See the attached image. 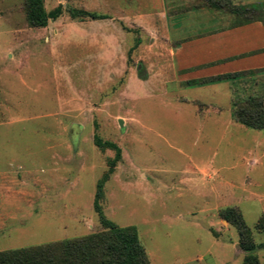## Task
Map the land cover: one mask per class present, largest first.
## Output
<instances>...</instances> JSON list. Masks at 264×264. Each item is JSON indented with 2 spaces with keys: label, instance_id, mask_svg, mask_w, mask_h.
Masks as SVG:
<instances>
[{
  "label": "rangeland",
  "instance_id": "374dc122",
  "mask_svg": "<svg viewBox=\"0 0 264 264\" xmlns=\"http://www.w3.org/2000/svg\"><path fill=\"white\" fill-rule=\"evenodd\" d=\"M22 3L0 0V250L101 229L94 196L112 168L102 210L136 226L151 264H243L222 216L229 204L264 264V133L203 124L206 105L187 98H214L212 89L166 93L150 79L161 67L149 14L160 1L45 0L62 11L44 27L28 24ZM204 166L213 177L202 181Z\"/></svg>",
  "mask_w": 264,
  "mask_h": 264
},
{
  "label": "crops",
  "instance_id": "0c3cea01",
  "mask_svg": "<svg viewBox=\"0 0 264 264\" xmlns=\"http://www.w3.org/2000/svg\"><path fill=\"white\" fill-rule=\"evenodd\" d=\"M159 1L160 6L149 14L150 32L163 37L158 42L161 50L155 51L161 67L159 72L149 73L150 79L159 80L161 87L156 86L166 93H180L189 87L212 89L214 98H187L206 105L197 117L203 124L210 122L224 129L241 124L232 116L233 99L251 93L264 94V0ZM153 52L152 49L148 55ZM238 72L222 80L187 84ZM219 97L222 99L217 101ZM246 162L250 166L260 164L259 158L252 156ZM199 170L201 180L213 177L208 167Z\"/></svg>",
  "mask_w": 264,
  "mask_h": 264
},
{
  "label": "trees",
  "instance_id": "16d2710c",
  "mask_svg": "<svg viewBox=\"0 0 264 264\" xmlns=\"http://www.w3.org/2000/svg\"><path fill=\"white\" fill-rule=\"evenodd\" d=\"M212 2V1H211ZM23 9L30 26L44 27L49 19H56L62 11L61 5L46 10L45 0H23ZM73 17L106 18L89 10L71 9ZM137 39L136 44L139 43ZM238 73L218 75L187 84H199L230 78ZM232 116L242 125L264 131V94L251 93L237 96L232 103ZM95 143L102 148L116 150L115 159L120 158V148L111 141L103 142L96 134ZM115 159L112 163L115 162ZM112 168L97 182L94 209L98 213L102 228L85 235L54 240L30 246L0 250V264H151L135 225H119L110 220L102 210L104 182ZM224 219L234 225L239 234V246L245 251L243 264H263L254 250L260 246L253 242L251 230L238 206H228L222 211ZM257 228L264 231V216L259 218Z\"/></svg>",
  "mask_w": 264,
  "mask_h": 264
},
{
  "label": "water",
  "instance_id": "95a60500",
  "mask_svg": "<svg viewBox=\"0 0 264 264\" xmlns=\"http://www.w3.org/2000/svg\"><path fill=\"white\" fill-rule=\"evenodd\" d=\"M120 124H122V122L120 121Z\"/></svg>",
  "mask_w": 264,
  "mask_h": 264
}]
</instances>
